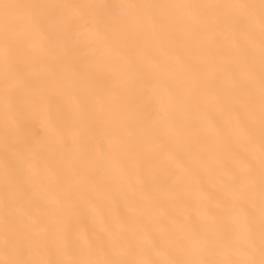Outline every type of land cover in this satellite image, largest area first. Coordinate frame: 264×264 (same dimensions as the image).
Listing matches in <instances>:
<instances>
[{"label":"snow or ice","instance_id":"1","mask_svg":"<svg viewBox=\"0 0 264 264\" xmlns=\"http://www.w3.org/2000/svg\"><path fill=\"white\" fill-rule=\"evenodd\" d=\"M0 264H264V0H0Z\"/></svg>","mask_w":264,"mask_h":264},{"label":"bare ground","instance_id":"2","mask_svg":"<svg viewBox=\"0 0 264 264\" xmlns=\"http://www.w3.org/2000/svg\"><path fill=\"white\" fill-rule=\"evenodd\" d=\"M16 2H21V3H28V2H34V0H16ZM115 2V0H113ZM36 129L38 132L42 134V130L40 129V126L37 124Z\"/></svg>","mask_w":264,"mask_h":264}]
</instances>
